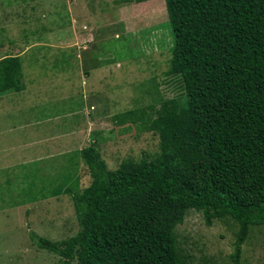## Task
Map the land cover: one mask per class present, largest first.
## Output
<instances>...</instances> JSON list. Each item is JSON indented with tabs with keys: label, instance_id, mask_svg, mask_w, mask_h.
I'll return each mask as SVG.
<instances>
[{
	"label": "rangeland",
	"instance_id": "1",
	"mask_svg": "<svg viewBox=\"0 0 264 264\" xmlns=\"http://www.w3.org/2000/svg\"><path fill=\"white\" fill-rule=\"evenodd\" d=\"M10 55L22 88L0 92V264H58L29 234L59 242L78 230L71 193L91 181L81 148L108 169L154 159L157 129L189 117L165 2L0 0V60ZM185 212L182 263L233 264L234 221ZM240 259L264 264V224L251 225Z\"/></svg>",
	"mask_w": 264,
	"mask_h": 264
},
{
	"label": "trees",
	"instance_id": "2",
	"mask_svg": "<svg viewBox=\"0 0 264 264\" xmlns=\"http://www.w3.org/2000/svg\"><path fill=\"white\" fill-rule=\"evenodd\" d=\"M164 2L189 117L157 129L154 159L108 169L93 145L81 148L91 181L71 193L78 230L59 242L29 234L58 264H183L175 228L189 208L208 225L238 223L241 264L249 224H264V0ZM20 77L18 56L0 60V92L21 90Z\"/></svg>",
	"mask_w": 264,
	"mask_h": 264
},
{
	"label": "crops",
	"instance_id": "3",
	"mask_svg": "<svg viewBox=\"0 0 264 264\" xmlns=\"http://www.w3.org/2000/svg\"><path fill=\"white\" fill-rule=\"evenodd\" d=\"M144 1H146V0H144ZM122 2H123V3H132V2H134V3H138L136 0H122ZM89 34H91V33H89ZM90 40H91V39H90ZM10 56H12V55H10ZM15 56H18V55H15ZM4 57H6V56H4ZM4 57H3V58H4ZM18 57H19V56H18ZM100 66H101V65H100ZM92 69H93V68H92ZM104 71H105V70H102L103 73H104ZM102 72H101V74H102ZM101 74H100V75H101ZM89 76H90V73H88L87 78H89ZM99 78H100V76H99ZM99 80H100V79H99ZM90 83H91V82H90ZM91 84H92L93 87H95L93 83H91ZM100 90H101V89H100ZM51 143H53V142H51ZM34 144H35V143H34ZM60 147H66V146H65V142H62L61 145H60ZM35 149L37 150V146H35ZM49 149H51V148H49ZM56 151H57V149H56ZM61 154H62V153H61ZM39 155H40V154H37V155H35V156L42 157V156H39ZM57 155H58V154L55 155V158H56ZM35 156H34V157H35ZM51 156H52V153H51ZM222 218H230V217H222ZM222 218H220V219H222ZM230 220L234 221V220L231 219V218H230ZM234 223H235V225H237V230H238V227H239V226H238V223H237L236 221H234ZM251 225H252V224H249V229H250ZM254 225H257V224H254ZM246 238H247V237H246ZM243 244H244V243H243ZM243 244H242V245H243ZM240 263L242 264L241 259H240Z\"/></svg>",
	"mask_w": 264,
	"mask_h": 264
}]
</instances>
